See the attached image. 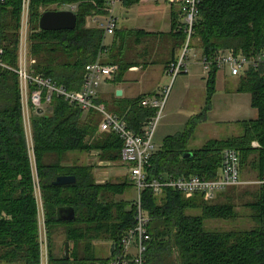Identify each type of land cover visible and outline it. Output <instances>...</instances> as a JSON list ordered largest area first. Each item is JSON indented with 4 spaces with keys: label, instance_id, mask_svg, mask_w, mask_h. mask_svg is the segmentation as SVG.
<instances>
[{
    "label": "trees",
    "instance_id": "16d2710c",
    "mask_svg": "<svg viewBox=\"0 0 264 264\" xmlns=\"http://www.w3.org/2000/svg\"><path fill=\"white\" fill-rule=\"evenodd\" d=\"M140 0H123L126 7ZM108 0H31L29 19V58L34 74L51 79L70 91H80L86 66L95 63L107 51L104 31L88 27L95 17H106ZM73 10L78 18L72 31L40 30L41 17L48 11ZM22 0H8L3 12L0 46L3 62L15 70L19 63ZM177 30V48L184 45L183 28L172 19ZM147 36L144 32L132 35ZM204 56L220 51L254 56L264 50V0H203L195 26V42ZM117 46V45H116ZM114 54L109 65H117L116 82H122L132 64ZM117 51V50H116ZM122 57V56H121ZM0 67V262L42 264L37 187L41 194L47 236L48 264H108L101 258L98 245L110 243V249L134 226L133 203L125 200L134 190L127 178L97 182L100 163L121 161L123 142L114 133H100L102 117L95 111L84 113L63 99L53 96L42 115L32 121L33 149L28 144L24 124L18 74ZM217 70L207 81V104L203 113L187 124L186 131L168 137L151 160L154 177H201L214 179L222 164V153L235 149L240 153V171L264 179V71L250 70L237 81V92L252 97L258 118L241 123L242 134L228 139H211L191 149L198 126L206 120L215 93ZM145 99H115L105 105L108 112L141 135L156 110L142 107ZM99 102V101H98ZM195 141V140H194ZM96 154L97 164L83 158ZM188 155V156H187ZM60 176H74L76 183L57 187ZM231 187L217 199L202 196L187 199L166 190L160 195L143 193L145 209L151 218V242L147 264H264V184L241 190ZM242 192V193H241ZM247 199V200H245ZM249 213L250 227L230 231L210 230L208 221L233 222L239 217L237 202ZM75 210L76 219H58L60 208ZM198 210L194 216L189 211ZM64 235L71 244L70 258L56 255L54 238Z\"/></svg>",
    "mask_w": 264,
    "mask_h": 264
},
{
    "label": "built area",
    "instance_id": "2783aa9c",
    "mask_svg": "<svg viewBox=\"0 0 264 264\" xmlns=\"http://www.w3.org/2000/svg\"><path fill=\"white\" fill-rule=\"evenodd\" d=\"M203 0H181L182 28L185 35L184 45L179 57L166 68V75L171 79L169 86L151 98H145L141 105L156 110V115L149 121L141 135L134 133L120 118L108 112L106 106L98 102V93L106 81L113 80L119 72L117 65L102 61L103 52L95 63L86 66L84 84L80 91H70L58 86L49 78L34 74L29 58V19L31 0H22L19 63L13 70L2 60L4 49L0 46V67L15 71L19 76L22 108L26 133L32 132V121L42 115L50 106L53 96L76 106L84 113L95 111L102 117L100 133H114L123 142L121 163L127 169L130 181L134 185L136 198L133 200L134 226L128 229L118 243L110 249L108 264H147V254L152 240L149 227L151 218L145 209L143 193L150 190L155 195L172 190L186 197L202 196L207 201L215 200L221 193L231 187L244 185L240 165L241 156L235 149H226L222 153V164L214 179L201 177L174 178L168 176L154 177L150 174L151 160L156 152L154 137L157 125L170 96L172 86L181 75L189 74L190 53L195 43V26L200 18V5ZM123 0H108L106 17H95V27L104 31L105 38L114 36L118 21L114 8ZM8 0H0V34L3 12ZM199 64L203 72L209 75L213 70L224 71L232 78H239L244 73L264 71V50L254 56L236 54L233 51H220L212 56H202ZM42 111V113H39ZM28 135V134H27ZM28 139V138H27ZM29 144V143H28ZM33 149V142L29 145ZM96 157V154H92ZM102 165V163H100ZM257 184H264V179ZM42 264H48L47 257Z\"/></svg>",
    "mask_w": 264,
    "mask_h": 264
},
{
    "label": "crops",
    "instance_id": "0c3cea01",
    "mask_svg": "<svg viewBox=\"0 0 264 264\" xmlns=\"http://www.w3.org/2000/svg\"><path fill=\"white\" fill-rule=\"evenodd\" d=\"M180 2L181 0H140L137 5H134L129 8L126 7L122 2L118 6V8H116L117 13L115 14V16L118 21V28L116 34L113 36L112 44H110L111 46L106 47L104 41V46L107 51H105V54L102 57V61L108 64L114 54H119L117 48L121 46L122 57L120 56L119 60H123V63L125 64H132L129 70H135L136 68L141 67L138 66L139 64L136 62L142 60L144 57L149 55V51L147 48H145L146 52L142 51L140 54H138L139 52L136 53V50L134 48L135 45H150V47L152 46L151 51L154 53H158L160 47L164 45L171 46V49L168 51V65L172 61L176 60L180 55L182 47L177 48V33L175 32L171 36L169 34L172 29L171 23L174 17H178L179 27L182 26ZM88 27H95L94 19H90L88 21ZM140 31L153 34V36L152 38L146 39L145 36L133 34L129 37V34H131V32L134 33ZM199 59L197 60L195 65L200 66ZM166 68L163 72V74L165 75ZM132 72L134 71H128L125 74L122 82H116L114 78L111 81H106L105 83H103L98 93V101L104 105H109L112 104L113 101L118 98L131 100L136 99L139 95H142L140 94L141 92L136 91L134 89L133 85H130L129 89L126 88L129 83V78L127 76L132 74ZM208 77L209 75L205 74L203 70H199V72L195 71L192 76H185L180 80L183 89L188 91L186 93L187 95H189L192 91H199L204 94V101L202 102L203 106L201 109V113L195 115V117L201 115L204 109L206 108ZM229 80H233V84L232 82L228 84ZM237 81V78L230 77L226 72L217 71L216 87L211 102V108L210 111L207 113L206 120L203 121L198 126V128L201 126L208 125L210 123L216 125H224L227 128L239 127L242 134L241 123L254 121L258 118L257 111L252 107L251 95L248 93L237 92ZM119 90L123 92V95L121 97L117 96V92ZM185 124H188V122H186ZM102 166L104 168H107L110 167V164L102 163ZM96 176L98 183H104L109 180L110 173L108 169H101L96 174Z\"/></svg>",
    "mask_w": 264,
    "mask_h": 264
},
{
    "label": "rangeland",
    "instance_id": "374dc122",
    "mask_svg": "<svg viewBox=\"0 0 264 264\" xmlns=\"http://www.w3.org/2000/svg\"><path fill=\"white\" fill-rule=\"evenodd\" d=\"M119 5H117L114 8V15L117 13L116 8H118ZM174 18H175L176 24L179 25L178 17L176 16ZM171 25H172V29L169 34L170 36L174 34L175 32L178 33L177 30L173 29L172 23ZM146 34H148L147 36H145L146 39L152 38L153 36V34H150V33H146ZM176 38H178V35H176ZM112 40H113V36H107L105 38L104 41H105L106 47L111 46L110 44H112ZM198 47H199L198 42L196 41L191 48L190 61H189V64H190L189 74L179 76L172 86V90L167 100V103H166V106L163 112V116L161 120L159 121L156 132H155L154 145H155L156 151H158L159 149L163 147L164 142L168 137H173L181 133L183 134L187 129V124L185 123L186 122L189 123L192 119H195V115L201 113V109L203 106L202 102L204 101V94L199 91L197 92L192 91L189 95H187L186 93L188 91L183 89V86L180 82L181 78H184L185 76H189V75L192 76V74L195 71L197 72H199V70L202 71V68L200 66L195 65L197 60L202 56V52L200 51ZM134 48L136 50V53L139 52L138 54H140L142 51L146 52L145 48H147L149 51V55L144 57L142 60H139L136 62L139 64L138 66H141V67L136 68L135 70H129V72L131 71H134V72H132V74L127 76L129 78V83L126 88L129 89L130 85H133L134 89L136 91L141 92L140 94H142V95H139L138 97L144 96L145 98H151L155 95H158L160 92H162L164 88L169 86L171 83V79L167 75L163 74L165 68L167 67L169 63L168 61L169 52L168 51L171 49V46L164 45L160 47V49L158 50V53L152 52L151 51L152 46L150 47V45L148 46L135 45ZM231 82L233 84L234 81L229 80L228 84H230ZM228 128L225 127L224 125H216V124H210V123L208 125L199 127L197 130L195 139H194L195 141L192 140L190 144V148L198 149L202 147L207 141L213 138L226 139V138L238 136L241 134V130L239 127H230L229 129ZM27 134H28L27 135L28 143L29 145H31L32 132L28 130ZM83 162H85L88 165H94V164H97V162L99 161L97 160V156L93 157L92 155H89L88 157L83 158ZM101 169L109 170V173H110L109 180L114 181L117 178L124 180L127 178V175H126L127 169L121 162L113 164L107 168H104L102 165H100V162H99V168L97 169V173ZM242 179L245 182V184L243 187H241V189H238L239 191L253 189L254 185L257 184L256 175L249 171L243 172ZM36 195L38 198L39 213H40L39 220H40L41 241L43 244V260L44 262H46L45 261L46 257L48 261V252H47L48 246H47V236H46V229H45V223H44L45 220H44L43 204H42L39 187H37ZM134 197L136 198L135 190L126 194L125 200L133 202ZM196 197L198 196H194V197L185 196V198L187 199H193ZM241 202L243 201L237 202V212L239 213V217L236 221H233V222L208 221L206 223V226L208 227V229L216 230V231H230L235 227H239L242 229L249 228L250 227V220L248 216L249 213L243 207V204ZM188 214H193L194 216H196L200 214V212L198 210H194V211H189ZM64 247H65L64 235L57 234L54 238L55 254L62 255L64 253ZM97 248H98V254L101 258L110 257V253H111L110 243L102 242L98 245ZM0 264H7V263L0 262Z\"/></svg>",
    "mask_w": 264,
    "mask_h": 264
},
{
    "label": "water",
    "instance_id": "95a60500",
    "mask_svg": "<svg viewBox=\"0 0 264 264\" xmlns=\"http://www.w3.org/2000/svg\"><path fill=\"white\" fill-rule=\"evenodd\" d=\"M78 18L73 10L69 11H48L40 19V30L45 32L72 31L77 27ZM122 91L117 92V96L121 97ZM42 113V111H39ZM188 156V155H187ZM76 183L74 176H60L53 185L57 187L70 186ZM58 219L63 222H72L76 219V213L73 208L66 207L58 210ZM71 244L67 242L64 247V254L67 259L70 258Z\"/></svg>",
    "mask_w": 264,
    "mask_h": 264
}]
</instances>
